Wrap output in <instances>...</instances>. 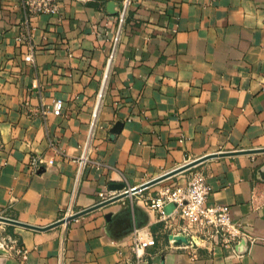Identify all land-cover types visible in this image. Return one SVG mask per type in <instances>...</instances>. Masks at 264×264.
<instances>
[{
  "label": "crops",
  "instance_id": "obj_1",
  "mask_svg": "<svg viewBox=\"0 0 264 264\" xmlns=\"http://www.w3.org/2000/svg\"><path fill=\"white\" fill-rule=\"evenodd\" d=\"M56 1L58 14L27 20L19 0H0V216L46 227L115 184L225 153L192 167L211 187L205 204L227 205L247 242L173 244L178 210L159 220L148 199L185 185L186 169L47 230L0 222V238L28 251L0 262L130 264L140 229L155 240L148 264H264V0H129L110 62L124 0Z\"/></svg>",
  "mask_w": 264,
  "mask_h": 264
},
{
  "label": "built area",
  "instance_id": "obj_2",
  "mask_svg": "<svg viewBox=\"0 0 264 264\" xmlns=\"http://www.w3.org/2000/svg\"><path fill=\"white\" fill-rule=\"evenodd\" d=\"M19 1L27 20L38 15H55L59 12L56 0ZM128 3L129 0H124L118 13L117 20L119 27L113 39V46L109 54V62L113 57L116 45L120 39L121 26L126 19ZM16 39L18 41L22 40V35H19ZM31 59L32 56L28 54L26 60L29 61ZM61 109L62 101L60 99L54 100L52 113L54 115H59ZM89 140L90 135H88L85 141L84 151L88 146ZM86 160L87 158L85 155H82L79 159V169L74 177V191L79 180L80 169L85 164ZM43 162L42 159L36 156L30 157V170L35 172ZM188 170V178L185 185L162 188L156 193V196L148 199L150 207L157 213V218L159 220H165L168 214L164 206L166 204H173L175 206L181 219V223L177 229V235L188 238L186 244L182 243L179 245V247L183 249L195 250L197 248H206L211 251L217 246L224 248L233 247L242 236L240 225L231 219L230 209L227 205L214 204L207 206L205 204L211 190V187L207 183L206 175L202 170L193 167L188 168ZM115 196L116 194L106 195L100 192L98 195L100 198L99 202L109 200ZM73 214L74 212L71 208L67 207V209L63 211L61 219L68 218ZM154 243L155 240L152 235L146 234L140 229H134L130 246L132 254L130 264H148L145 250L148 246L154 245ZM0 249L4 250L5 253L11 252L13 255L19 256L22 260L26 259L28 252L26 248L8 242L3 238H0ZM0 264L3 263L0 262Z\"/></svg>",
  "mask_w": 264,
  "mask_h": 264
},
{
  "label": "water",
  "instance_id": "obj_3",
  "mask_svg": "<svg viewBox=\"0 0 264 264\" xmlns=\"http://www.w3.org/2000/svg\"><path fill=\"white\" fill-rule=\"evenodd\" d=\"M108 10L111 12V13H114L113 11V5L112 3H110L108 5ZM122 128V122L118 121L116 123H114L113 127L110 129V133L111 134H116V133H119L120 129ZM256 151V150H254ZM243 152H251V151H238L236 153H243ZM253 152V151H252ZM222 154H225V153H219V154H211V155H206V156H203V157H200L199 159H196L194 161H191L187 164H184L160 177H157L155 179H152L146 183H143L142 185H140L139 187L137 188H133V189H130V190H124V184L123 183H119V184H115L114 187H112V189L114 190H118L119 193L118 195H116L115 197L109 199V200H106V201H103L101 203H98L90 208H87V209H84L82 211H79L77 213H74L73 215H71L70 217L68 218H65V219H59L58 221L46 226V227H36V226H32V225H28V224H24V223H21L19 221H16V220H13V219H9V218H6V217H2L0 216V222H3V223H8V224H13V225H17V226H21V227H25V228H30V229H35V230H47L49 228H52V227H55L57 225H60V224H63L69 220H72V219H75L77 217H79L80 215L84 214V213H87L95 208H98L100 206H103V205H106L108 203H111L115 200H118L120 198H123L125 196H128L130 193H134L136 192L137 190L139 189H142V188H145L147 186H150L168 176H171L173 174H176V173H179V172H182L192 166H195L197 165L198 163L206 160V159H209V158H213V157H216L218 155H222ZM124 190V191H123ZM170 239L173 240V244L174 245H181L182 243L186 244L188 242V238L185 237V236H182V235H171L170 236ZM246 242H247V237L245 236H241L239 241L237 242L236 246H235V249L238 253H242L244 251V247L246 246ZM5 251L0 249V255L1 254H4Z\"/></svg>",
  "mask_w": 264,
  "mask_h": 264
}]
</instances>
